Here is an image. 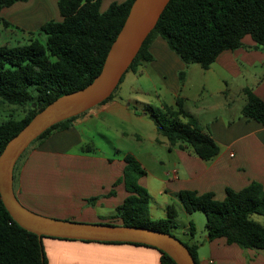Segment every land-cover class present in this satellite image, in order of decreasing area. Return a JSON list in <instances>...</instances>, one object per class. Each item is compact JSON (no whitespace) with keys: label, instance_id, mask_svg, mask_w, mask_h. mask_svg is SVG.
I'll use <instances>...</instances> for the list:
<instances>
[{"label":"trees","instance_id":"trees-1","mask_svg":"<svg viewBox=\"0 0 264 264\" xmlns=\"http://www.w3.org/2000/svg\"><path fill=\"white\" fill-rule=\"evenodd\" d=\"M22 1L26 0H0V9ZM99 2L57 0L60 19L40 23L36 29L39 36L15 45L0 44V105L18 107L24 113L21 117L11 114L0 121V151L36 112L58 96L86 86L99 73L133 0L111 2L102 12ZM0 22L3 27L9 25L2 17ZM246 34L257 46L264 45V0H168L125 72L134 71L139 64L153 59L148 48L157 36L186 65L197 63L207 69L221 51L241 46ZM183 77L184 72H179L181 82ZM242 92L245 102L241 113L264 125V101L248 87ZM111 97L112 93L102 102ZM143 108L157 132L167 140L168 149L178 146L205 161L218 153L217 143L184 108L182 97H176L174 107L162 104L158 113L150 105L145 104ZM80 114L51 125L28 147L39 144L55 131L68 128ZM85 149L91 147L85 146ZM17 161L13 168L14 192ZM123 161L122 176L114 181L113 187L122 182L127 194L110 216L118 222L108 223L142 226L175 236L170 230L176 215L173 205L169 204L167 217L151 218L148 192L138 182L145 170L131 153L124 154ZM114 194L111 189L106 196ZM176 195L186 213L203 212L205 241L224 237L228 243H236L241 248L264 249V188L259 182L251 181L237 191L226 188L221 200L215 199L212 192L197 194L181 190ZM97 198H87V203L93 204ZM188 232L194 235L192 221H189ZM41 238L15 222L0 198V264H47ZM178 239L198 264V244ZM98 242L148 246L157 250L160 264H176L154 246L136 242Z\"/></svg>","mask_w":264,"mask_h":264},{"label":"crops","instance_id":"crops-1","mask_svg":"<svg viewBox=\"0 0 264 264\" xmlns=\"http://www.w3.org/2000/svg\"><path fill=\"white\" fill-rule=\"evenodd\" d=\"M122 1L100 0L99 11H104L111 2ZM6 8L0 9V17H6ZM59 19L60 16H57L55 20ZM241 43L235 49L221 51L209 67L204 69L218 70L223 74L219 76L230 77L234 81L238 79L240 84L237 85L236 94L241 95L239 106L233 112L231 105L234 99H229L222 105V110L224 108L228 112L218 113L208 120L203 117L205 109L211 108L207 104H196V101L192 107H185L187 97L180 92L186 80L187 65L169 49L161 37H155L148 48L153 59L139 64L131 71L134 75L147 72L146 67L155 71L170 95L169 101L161 100V107L162 104L174 107L176 97H182L184 108L217 143L219 151L214 157L205 161L178 146L168 149L167 140L161 138L154 122L144 110L145 104L137 103L134 95H114L77 116L68 128L51 133L29 150L17 173L15 195L19 202L36 213L50 217L110 222L116 206L127 194L122 182L113 187L114 181L122 176L124 154L113 158L98 155L94 142L83 135L85 131L81 127L104 115H118L121 119H135L138 122L149 117L154 125V134L147 139L149 146L163 144L167 150L165 159L169 163V167L154 172L145 167L137 155L131 153L145 170V175L138 182L148 192L150 217H167L168 206L173 205L176 215L170 229L172 232V228L177 226V216L184 213L187 218L186 223L181 224L184 241L198 244V264H264V249L241 248L236 243H228L224 237L205 241L206 232L202 241L195 239V232L194 235L188 232L189 221L194 220L190 219L192 212H185L176 195L181 190H192L197 194L212 192L215 199L221 200L226 188L237 191L251 181L259 182L264 188V125L241 113L245 102L242 92L244 87L250 88L264 101V45L257 46L248 34L242 37ZM179 72H184L182 82ZM220 79L226 85L225 78ZM221 91L226 93L227 89ZM136 139L141 142L145 137L137 135ZM85 146L91 149H85ZM144 157L150 163L153 156L148 153ZM160 164L165 165V162L160 160ZM111 189H114L115 194L106 196ZM92 196L98 198L93 204H88L87 198ZM41 242L47 264H160L157 250L143 245L48 236H43Z\"/></svg>","mask_w":264,"mask_h":264},{"label":"water","instance_id":"water-1","mask_svg":"<svg viewBox=\"0 0 264 264\" xmlns=\"http://www.w3.org/2000/svg\"><path fill=\"white\" fill-rule=\"evenodd\" d=\"M168 0H133L105 56L99 73L86 86L64 93L40 111L0 151V198L12 219L41 236L142 243L165 252L176 264H195L186 246L170 233L142 226L60 219L36 213L17 199L14 165L32 140L51 125L78 115L106 99L117 86L142 42L155 26Z\"/></svg>","mask_w":264,"mask_h":264},{"label":"rangeland","instance_id":"rangeland-1","mask_svg":"<svg viewBox=\"0 0 264 264\" xmlns=\"http://www.w3.org/2000/svg\"><path fill=\"white\" fill-rule=\"evenodd\" d=\"M4 15L6 17L3 18L9 22V25L4 27L6 28L4 29L0 22V44L8 45L24 43L28 38L39 36L36 34V29L40 23L48 19H56L57 16L59 17L56 0L22 1L13 7H7ZM29 31L33 33H29ZM146 70L147 72L139 75H134L131 71L125 72L123 81L112 91V96L134 95L138 100L136 101L137 103L150 105L158 113L161 110V100L169 101L170 95L158 80L155 71L149 67H146ZM219 75L223 74L218 70H204L197 63L187 64L186 67V80L180 92L182 96L187 97L184 105L186 108H190L198 101L196 104L203 102L210 106L211 108L208 109L207 107L205 114H203L206 120L211 119L218 113H227L228 110L224 108L222 110V105L229 99H234V103L231 105V112L239 106L238 102L241 95L236 94L237 85L240 84L239 80L234 81L230 77H221ZM220 78H225L226 85ZM222 89H227L226 93H222ZM11 114L21 117L24 113L21 108L6 104L0 105V121ZM143 120L141 123L135 119H121L118 115H104L102 118L94 119L81 128L85 131L83 135L94 142L98 155L113 158L129 152L137 155L145 167L151 168L154 172H160L164 168L169 167V163L165 159L167 150L161 143L149 146L150 143H148L147 139L154 134V125L149 117H144ZM137 135H142L145 140L138 142L139 140L136 139ZM161 138L164 139L162 136ZM31 148L32 146L28 147L17 161L16 174L18 173L19 165ZM148 153L154 157L150 158V163L144 157V155L148 156ZM160 160L164 161L165 165L160 164ZM191 214L190 219H194L191 221L195 225V239L202 241L206 232L204 214L200 210H195ZM255 218L261 219V216L255 215ZM186 219V215L180 213L175 221L177 226L172 228V233L182 240L185 237L181 224L186 223ZM110 221L118 222L116 219Z\"/></svg>","mask_w":264,"mask_h":264}]
</instances>
